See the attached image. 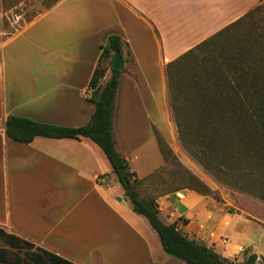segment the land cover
<instances>
[{"label": "crops", "instance_id": "0c3cea01", "mask_svg": "<svg viewBox=\"0 0 264 264\" xmlns=\"http://www.w3.org/2000/svg\"><path fill=\"white\" fill-rule=\"evenodd\" d=\"M262 2L54 0L31 10L0 0V227L76 264H187L163 250L91 139L37 136L21 143L7 137L6 119L85 125L100 46L119 35L131 60L122 64L113 133L117 151L142 179L160 165L139 163L156 141L153 126L173 136L166 64ZM12 12L21 14L16 28L6 17ZM246 199L237 207L188 189L156 197L164 223L176 222L231 261H242L246 248L264 264V203Z\"/></svg>", "mask_w": 264, "mask_h": 264}, {"label": "trees", "instance_id": "16d2710c", "mask_svg": "<svg viewBox=\"0 0 264 264\" xmlns=\"http://www.w3.org/2000/svg\"><path fill=\"white\" fill-rule=\"evenodd\" d=\"M117 50L122 64L131 60L127 42L110 34L100 46L89 80L87 99L94 110L85 125L66 127L9 115L7 137L21 143L37 136L91 139L103 151L133 210L148 220L168 255L187 264H236L224 262L212 246L188 237L176 222L164 223L156 197L140 195V180L117 151L113 133L115 98L123 68L112 69L109 64ZM165 76L168 105L182 145L228 187L264 201V0L169 61ZM159 148L164 158L171 156L165 144ZM188 188L210 192L198 179ZM259 260L245 248L238 262L262 264ZM0 264L76 263L0 227Z\"/></svg>", "mask_w": 264, "mask_h": 264}, {"label": "rangeland", "instance_id": "374dc122", "mask_svg": "<svg viewBox=\"0 0 264 264\" xmlns=\"http://www.w3.org/2000/svg\"><path fill=\"white\" fill-rule=\"evenodd\" d=\"M7 3L20 1L23 7L31 10L41 9L47 6L54 0H4ZM170 112V108H169ZM172 138L164 137L160 131L153 126L155 134V142L152 143L145 151L139 154V163L143 168H148L150 165L160 163L159 167L149 173L137 184V189L142 197L155 196L160 194L170 193L177 190L189 189L193 184V180L198 179L210 192L208 194H199L212 198L222 204L243 207L246 203V198H251L264 203V201L252 197L251 195L234 190L228 187L224 182L215 178L208 170L204 169L201 164L186 150L178 138V133L172 119ZM165 144L171 151V156L164 158L159 146ZM159 148V152L157 151ZM195 191V190H193ZM197 192V191H195Z\"/></svg>", "mask_w": 264, "mask_h": 264}, {"label": "water", "instance_id": "95a60500", "mask_svg": "<svg viewBox=\"0 0 264 264\" xmlns=\"http://www.w3.org/2000/svg\"><path fill=\"white\" fill-rule=\"evenodd\" d=\"M109 66H110V68L116 69V70H121L122 69L121 55H120V52L118 50L114 52ZM222 259L226 263H230L231 262V260H229L227 258L222 257ZM236 264H241V262H236Z\"/></svg>", "mask_w": 264, "mask_h": 264}, {"label": "built area", "instance_id": "2783aa9c", "mask_svg": "<svg viewBox=\"0 0 264 264\" xmlns=\"http://www.w3.org/2000/svg\"><path fill=\"white\" fill-rule=\"evenodd\" d=\"M10 26L13 28H16L21 21V14L18 12H12L10 15H6ZM100 181H107L108 177L107 176H99L98 178ZM158 204V203H157ZM158 210H159V205H158Z\"/></svg>", "mask_w": 264, "mask_h": 264}]
</instances>
